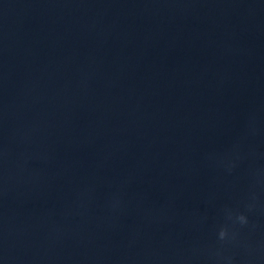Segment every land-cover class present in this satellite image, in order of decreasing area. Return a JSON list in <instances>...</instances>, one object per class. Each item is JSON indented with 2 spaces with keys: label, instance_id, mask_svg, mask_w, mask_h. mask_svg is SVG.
Segmentation results:
<instances>
[{
  "label": "clouds",
  "instance_id": "clouds-1",
  "mask_svg": "<svg viewBox=\"0 0 264 264\" xmlns=\"http://www.w3.org/2000/svg\"><path fill=\"white\" fill-rule=\"evenodd\" d=\"M239 219L241 222H245V218L243 216H240ZM226 235L227 233L225 230H221L219 233L220 239H224Z\"/></svg>",
  "mask_w": 264,
  "mask_h": 264
}]
</instances>
